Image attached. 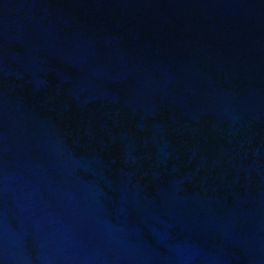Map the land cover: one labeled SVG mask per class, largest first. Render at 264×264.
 I'll return each mask as SVG.
<instances>
[{
  "label": "water",
  "instance_id": "1",
  "mask_svg": "<svg viewBox=\"0 0 264 264\" xmlns=\"http://www.w3.org/2000/svg\"><path fill=\"white\" fill-rule=\"evenodd\" d=\"M0 264H264V0H0Z\"/></svg>",
  "mask_w": 264,
  "mask_h": 264
}]
</instances>
